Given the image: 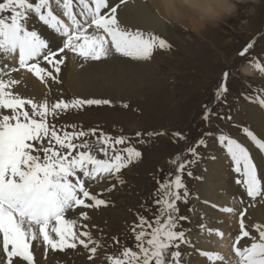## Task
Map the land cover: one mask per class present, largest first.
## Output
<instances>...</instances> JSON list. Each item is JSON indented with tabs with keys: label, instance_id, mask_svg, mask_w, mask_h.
Returning <instances> with one entry per match:
<instances>
[{
	"label": "snow or ice",
	"instance_id": "snow-or-ice-1",
	"mask_svg": "<svg viewBox=\"0 0 264 264\" xmlns=\"http://www.w3.org/2000/svg\"><path fill=\"white\" fill-rule=\"evenodd\" d=\"M136 7V0H118L115 5L110 0H0V60L8 63V71L0 74V110H8V114L0 111V264H40L35 253L41 241L45 257L49 250L63 253L82 246L89 251V259H94L102 246L90 231L80 230L87 229V224L78 226L77 220L66 214L76 213L79 208L106 205L86 185L110 179L123 184L122 169L139 160L142 153L128 143L126 136L113 137L102 131L97 135L95 128L68 132L61 126L58 131L48 119L85 105H108L109 100L61 99L49 105L45 99L37 103L13 91L20 81L11 74L23 69L42 82L59 83L61 65L69 53L85 62L109 58L113 51L121 57L147 61L154 49H170L171 45L159 35L145 34L138 27L133 30L134 25L149 19L133 11ZM32 17L63 37L62 46L54 49L37 31L30 30L28 21ZM155 18L164 19L158 12ZM251 49L253 44L248 43L238 56L246 58ZM13 61H18L19 67L10 63ZM256 67L264 72L260 63ZM234 78L235 70L223 72L216 86L217 100L228 91L226 82ZM257 102L264 106V97ZM210 112L205 106L202 118L208 120ZM242 133L247 144L224 134L219 135L218 143L226 149L234 165L232 171L238 174L234 184L244 190L247 198L256 201L259 197L264 203V187L250 148L264 153V136L254 134L248 127ZM165 134L147 133L149 137ZM135 135L144 134L138 131ZM172 135L185 139L178 132ZM89 136L96 137L94 143L82 139ZM138 143L145 141L140 139ZM118 145L125 147L117 148ZM200 145L206 146L204 139L187 149L191 160H183L182 154H178L170 161L176 165V173H168L171 179L157 181L159 187L152 194L155 211L147 209L153 211L152 218L137 214L138 223L131 227L133 246L122 245L119 253L106 255L105 264H181V245H194L182 228L181 221L188 218L178 215L177 202L187 203L189 192L182 177L186 167L200 158L197 152ZM93 148L103 158H98ZM187 175L192 177L191 170ZM114 187L111 185L104 191L110 192ZM219 211L234 213L228 206L220 207ZM246 212L247 209L239 213V234L232 251L239 264H264V224L256 223L251 226L254 231L246 230ZM76 214L84 221L90 219L86 212ZM200 229L207 230L209 235L214 233L221 238L224 235L219 230L206 229L205 225ZM197 252L209 264L224 260L215 252L199 249Z\"/></svg>",
	"mask_w": 264,
	"mask_h": 264
},
{
	"label": "rangeland",
	"instance_id": "rangeland-1",
	"mask_svg": "<svg viewBox=\"0 0 264 264\" xmlns=\"http://www.w3.org/2000/svg\"><path fill=\"white\" fill-rule=\"evenodd\" d=\"M239 7L241 11L235 18L228 19L216 28H209L201 32L202 37L197 34V36L193 35V38L189 37L188 39L191 34L184 32V29H181L180 32H173L169 38L164 34L151 33L167 40L171 48L167 50L154 49L149 60L135 61L141 62L142 66L139 64L136 66L126 65L121 61L123 58L126 61L127 57L121 58L119 55L113 56L117 59L115 61L117 64L114 67L107 65L106 68H103L104 65H100L96 61L97 63L94 65L96 70L83 78L85 87L79 85L78 90L74 88L75 85L69 84L68 80H64L61 76H59V83L50 80L42 82L39 78L28 75V72L22 69L25 76L27 74L34 79L32 83L36 89H43L44 96L48 97L46 100L49 105L54 101L68 97L110 101V104L100 105L96 108L85 105L81 111L69 109L67 112L61 113L58 116V121L76 126L75 129L72 127L71 131L65 129L66 131H87L95 128L97 135L102 131L116 137L120 136L121 130L129 138L128 143L142 153V157L137 160L138 163L122 169L120 173L124 182L127 179L131 190L126 185L120 189L121 185L125 183L120 184L115 179L104 180L101 183L100 181L96 182L94 187H103L97 192L94 191L93 194H98V198L104 199L107 202L106 205L92 210H90L91 207L78 210V212H86L93 220L84 221L77 214L72 218L77 220L78 226L87 224V229L81 228L80 230L90 231L93 239L102 245L98 248L95 258L89 259V251L78 246L76 249L58 253L61 257H56V262L49 263L46 262V259L44 264H57V262L58 264H105L106 255L119 253L122 245L133 246L134 235L131 227L134 223H138L137 215L133 211L134 205L139 204L141 208L145 207L142 215L151 219L153 211H155L152 194L159 187L157 181L163 182L165 178L171 179L168 173H176V165L170 161L174 160L178 154H182L183 160H191L193 157L191 153L187 152V149L196 145L200 139H204L206 146L200 145L197 148L200 158L195 164L186 167L182 177L189 192L187 203L177 202L178 215L188 218L187 221H181L182 228L186 232L187 238L193 236V238H189L194 243L196 240L194 236L199 232L200 226L205 225L206 220L204 219L207 215V209L204 208L206 199L205 197L199 198L197 191L201 184V169L204 166L205 156L209 152L222 151L220 148L222 145L218 143V137L221 134L231 138L238 135L244 137L242 133L244 127H248L254 132L245 115L246 112L241 109L242 103L245 104L246 100H240L245 96L259 95V91L248 89L245 85L258 84L260 88H264L263 79L254 76V68L251 69L252 76L243 75L241 70L245 65V59L253 53H250L246 58L238 57L243 46L251 41L258 58L264 51V0H259L257 4H241ZM250 7L256 9L254 16H247L244 13V9ZM261 30L263 34L257 40L254 36H258ZM144 33L148 34V32ZM63 40L64 38L60 36L57 42L62 46ZM73 58L77 59L78 57ZM11 63L19 67L17 61ZM42 66H45L43 62ZM222 68L230 69L231 72L235 70V78L228 81L226 85L228 91L217 100L215 91L218 80L213 79V76H217ZM18 73L20 79L25 77L21 76L23 75L21 70ZM70 77L71 75L67 79ZM260 93L262 94V92ZM21 96L31 98L29 94ZM125 104L128 105L127 108L123 106ZM205 106L211 109L208 120L202 118ZM27 110L30 111V106ZM0 111L8 114V110ZM48 119L57 127L54 120ZM138 131L144 135L137 137L135 134ZM149 132H164L166 134L149 137L147 135ZM174 132L181 133L185 139L180 140L173 136ZM207 133H211V135H206ZM82 139L94 143L96 137L89 136ZM140 139H143L145 143H138ZM119 147L123 148L125 145H118L117 148ZM93 152L95 153V148ZM188 170H191L192 177L187 175ZM111 185H115L112 191H104ZM124 189L127 191L124 192ZM113 209H116L118 213L110 211ZM147 209H153V211ZM205 213L206 215H204ZM127 215L129 221L124 220ZM108 230H111V237L108 236ZM113 238H116L120 243H117ZM179 251L182 254L181 264H185L186 246L181 245ZM53 255H57V253H53Z\"/></svg>",
	"mask_w": 264,
	"mask_h": 264
},
{
	"label": "bare ground",
	"instance_id": "bare-ground-1",
	"mask_svg": "<svg viewBox=\"0 0 264 264\" xmlns=\"http://www.w3.org/2000/svg\"><path fill=\"white\" fill-rule=\"evenodd\" d=\"M110 2L112 5H115L118 2V0H110ZM136 4H137V7L134 8L133 11H138L142 17L149 18V19L134 25L133 30H135V28L138 27L139 30L143 32H148V34L149 33L164 34V35H167V37L169 38L171 37V35H173V32L174 33L176 31L180 32L181 29L182 30L184 29V32H188V34H191V36H188V39L189 37H192L193 35L197 36V34L200 35L201 37L203 36L202 33H195L187 28H181L180 26L175 24L172 20L166 19L165 17L163 20H159L155 18V12L157 11L154 9L152 5V0H136ZM140 4H143L144 6ZM76 12L78 13L79 11H76ZM150 13L152 14V18H150ZM64 19H65V22L67 23L68 22L67 18H64ZM28 26L30 30L37 31L38 34H40L42 38L46 39L52 48L55 49L61 46L60 43L57 42V39L58 37H60V35L56 33L55 30L50 29L47 26L43 25V23L40 22L37 18L32 17L28 21ZM114 55L115 54H111L109 58L98 61L99 64L104 65L103 68H106L105 66L107 65L110 67H114V65L117 64L115 63L117 59L113 57ZM73 57H75L73 54L67 55L65 59V63L61 65V71L59 73V76H61L64 80H68L69 84L75 85L74 88L78 90L79 85H83L85 87L83 78L91 75V73H94L92 71L96 70V67L94 65L97 62L96 61L85 62V61H82L83 59L82 60L79 58L75 59ZM130 59L127 58L126 61L128 62H126L125 59L123 58L121 62L129 66L130 65L136 66L137 64L142 66L141 62L143 61L135 62L136 60H133V59L130 60ZM80 61H81V64H79ZM13 62L16 63V61H13ZM130 63H133V64H130ZM244 64H245L244 67L250 68V72L246 74L244 71H242L243 75L252 76L251 69L254 68L253 64L251 62H247ZM7 71H8V63H6L3 60H0V74H3L4 72H7ZM21 72H22L21 74H23L21 76L24 77L25 72L22 70ZM193 74L195 75V72H193ZM11 75L14 79H17L20 81L19 84L14 86V89H13L14 92L20 95L29 94L31 96V99L36 100L38 102H42V100H45L48 98L44 96L43 89L38 90L34 87L32 83L34 79L28 76L30 74L28 75L26 74V76L22 79H20L21 77L19 73H12ZM69 75H71V77L67 79ZM76 76L79 78L76 79L75 78ZM4 78L7 79V77H4ZM262 81H263L262 84L264 86V78ZM37 84L39 86V83ZM257 101L258 100H249L245 104L242 103L241 109L244 112H246L245 115L246 117H248V121L252 125L254 131L257 132L259 136H264V106L260 105ZM237 140L243 141L246 144L248 143L241 137H238ZM97 153L98 152H96V154ZM251 155L254 158V162L257 163L258 165V176L261 177V184H262V187H264V153H261L258 150L253 151L251 149ZM205 157L206 158H205L204 166L201 169V181H200L201 184L199 185V188L197 189L199 193V198L205 197L206 199L205 201L208 202V203L204 202V208L207 209V215L206 213L204 214L206 215V219H204L206 220L205 226H206V229L219 230L223 232L224 235L221 238L215 235L214 233L212 235H209L207 230H205L204 232H201V229H200L199 232L196 233L194 236L196 240H194L193 245L195 246L194 247L186 246L187 257L184 258V261H185V264H209L206 258L201 257L198 254L197 250L199 249L203 251L215 252L224 257V260L216 261L215 264H239V258L236 257L235 253L232 251V244L235 241V236L239 234V213L247 209V212L245 215L246 230L254 231V229H251L252 225L256 223L264 224V203L260 202L261 198L259 197L257 198L256 201H252L251 198H247L246 194L244 193V190L242 188H238V186L234 184V179L238 178V174H235L232 171L233 167L231 166L233 165V163L230 157L227 155V152H224V153L218 152V151L215 153L209 152ZM222 189H224V191H222ZM212 205H217L218 207L213 208ZM224 206L232 207L234 209V213L220 212L219 208L224 207ZM78 210H81V209L80 208L77 209L76 212H78ZM110 211L118 213L116 209H113ZM66 216L68 218H74L76 216V213L69 212L66 214ZM90 220H93V219H90ZM189 237L193 238V236H189ZM189 237L188 239L191 240ZM244 239L247 240L248 238H244ZM225 240L230 242L229 251L227 254H225L220 247V243ZM42 251H43V244L41 241V247L35 253L36 257L40 261V264H44V261L46 259H47L46 262L54 263L57 260L56 257H61V255H59L58 253L57 255H53L51 250H49V254L45 257L42 254L43 253Z\"/></svg>",
	"mask_w": 264,
	"mask_h": 264
},
{
	"label": "clouds",
	"instance_id": "clouds-1",
	"mask_svg": "<svg viewBox=\"0 0 264 264\" xmlns=\"http://www.w3.org/2000/svg\"><path fill=\"white\" fill-rule=\"evenodd\" d=\"M259 0H152L154 9L166 19L172 20L181 28L201 33L209 28H216L230 18H235L241 4H257ZM247 16L256 14L255 7L244 9ZM246 74L249 67L241 69ZM229 241L220 243L225 254L229 251Z\"/></svg>",
	"mask_w": 264,
	"mask_h": 264
}]
</instances>
